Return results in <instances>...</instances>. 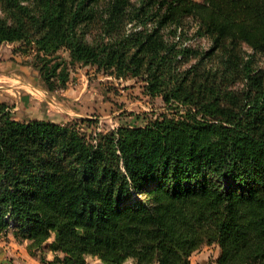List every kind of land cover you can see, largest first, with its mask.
<instances>
[{"label":"trees","instance_id":"obj_1","mask_svg":"<svg viewBox=\"0 0 264 264\" xmlns=\"http://www.w3.org/2000/svg\"><path fill=\"white\" fill-rule=\"evenodd\" d=\"M0 8V42H21L46 90L91 65L163 102L147 122L87 133L92 117L18 119L0 100V235L43 264H188L206 244L217 264H264V0Z\"/></svg>","mask_w":264,"mask_h":264},{"label":"rangeland","instance_id":"obj_2","mask_svg":"<svg viewBox=\"0 0 264 264\" xmlns=\"http://www.w3.org/2000/svg\"><path fill=\"white\" fill-rule=\"evenodd\" d=\"M0 14H4L2 8ZM194 28V24L190 26L189 34ZM193 43L204 48L210 44V39L206 36L197 37ZM21 46L20 41L0 42V100L10 105L13 115L18 119L48 118L67 122L80 117H92L96 122L82 126L85 132L93 133L95 130L106 132L124 124L139 125L163 111L160 97L152 99L143 92L144 82L141 78H116L97 71L91 65L76 64L70 72L66 88L48 91L37 69L30 63L32 56L25 55ZM240 49L245 54L251 51L245 44ZM60 52L67 56L66 51ZM258 57V63L264 68V55ZM242 86L240 79L229 85L236 91ZM51 240L50 237L47 241ZM27 249L30 252L25 242L18 244L12 238L0 236V264H15L11 259L16 257L19 261L29 259L26 256ZM31 250L39 252L34 248ZM213 255L214 251H210L209 261L215 260ZM49 257H52L51 253ZM87 258L89 264H99L95 262V256L89 255ZM190 258L188 264H191ZM126 264L131 263L128 261Z\"/></svg>","mask_w":264,"mask_h":264},{"label":"crops","instance_id":"obj_3","mask_svg":"<svg viewBox=\"0 0 264 264\" xmlns=\"http://www.w3.org/2000/svg\"><path fill=\"white\" fill-rule=\"evenodd\" d=\"M45 119H48V118H45ZM0 236L6 237V238L7 237L12 238L18 244H21V243L25 242L26 243V248H27L28 243H29L28 240H23V241L16 240L12 236L11 233H8L7 235H0ZM210 251H214V255H213V258L215 259L214 261H209V257L208 256H209V252ZM218 251H219V248H218V246L216 244H206L201 249H199L198 251L194 252L190 256L191 257L190 258L191 259V264H194V263L195 264H217L216 257H217ZM27 252H28V249H27ZM49 253L52 254V257L51 258L49 257ZM26 256H28L29 259H26L25 258V259H21L20 261H19V259H17V257L15 259H11V257H10V259L15 264H28V263L29 264H43L36 255H34V254L31 253V251L28 252L26 254ZM1 257L2 256L0 255V261H2V258ZM46 257L48 259H52L53 258V252L51 250H48L46 252ZM87 261H88V258H87ZM95 262L101 264V262H100V260L98 258H96V261ZM4 263L10 264V263H7V262H4Z\"/></svg>","mask_w":264,"mask_h":264},{"label":"built area","instance_id":"obj_4","mask_svg":"<svg viewBox=\"0 0 264 264\" xmlns=\"http://www.w3.org/2000/svg\"><path fill=\"white\" fill-rule=\"evenodd\" d=\"M197 37H191L184 41V43H193Z\"/></svg>","mask_w":264,"mask_h":264}]
</instances>
